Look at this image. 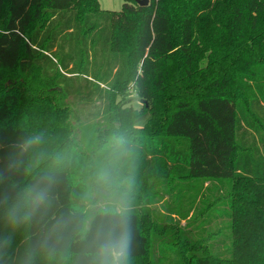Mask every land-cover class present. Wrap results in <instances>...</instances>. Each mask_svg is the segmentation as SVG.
I'll use <instances>...</instances> for the list:
<instances>
[{"label":"trees","instance_id":"1","mask_svg":"<svg viewBox=\"0 0 264 264\" xmlns=\"http://www.w3.org/2000/svg\"><path fill=\"white\" fill-rule=\"evenodd\" d=\"M131 85L141 112L126 105ZM71 98L94 111L76 115ZM145 111L151 119L131 139ZM34 134L49 150L71 151L74 168L29 225L12 231L0 219V236L12 237L7 264L66 211L79 170L112 134L133 150L131 257L151 264L155 233L169 228L154 218V188L188 219L186 190L229 178L230 256L185 227L179 264H264V0H124L121 10L99 0H0V150Z\"/></svg>","mask_w":264,"mask_h":264},{"label":"clouds","instance_id":"2","mask_svg":"<svg viewBox=\"0 0 264 264\" xmlns=\"http://www.w3.org/2000/svg\"><path fill=\"white\" fill-rule=\"evenodd\" d=\"M99 159L78 172L66 211L17 251L15 264H130L133 150L122 135L108 136ZM74 168L68 150H49L42 134L0 150V219L12 231L29 225L52 204L58 177ZM33 176L21 184L19 176ZM12 237L0 236V264H7ZM73 245L77 250L73 251Z\"/></svg>","mask_w":264,"mask_h":264},{"label":"rangeland","instance_id":"3","mask_svg":"<svg viewBox=\"0 0 264 264\" xmlns=\"http://www.w3.org/2000/svg\"><path fill=\"white\" fill-rule=\"evenodd\" d=\"M99 1L101 8L104 10H121L124 2V0ZM89 74L92 75L91 72H89ZM77 82L85 84L86 79L83 76H80L78 77ZM124 97L127 99V106H132L135 110L140 112L143 111L145 104L133 85L128 88ZM69 101L73 104V108L76 109L75 114L82 118H86L90 115V111H94L95 107H92L93 105H83L79 103L77 98H71ZM150 119L151 112H143L136 120L134 126L135 131L133 134L129 135L130 138L140 140L142 134H139V131L148 124ZM187 185L190 186V184ZM193 187L194 190L192 192L188 189L186 190L193 198L192 206L190 205L188 219H184L177 213L174 214L171 208L167 207L166 200L169 198V195H161L160 191H162V187H156L153 189V192L157 193L155 195L157 200L152 203V207H155L153 208L154 218L156 221H159L160 225H164V227L169 226V228L161 235L159 232L155 233L157 236L156 238H153V256L151 264H179L184 261V259L177 254L178 249L179 251H182L181 246L179 247L175 243H180L183 240V237L179 238L177 233L179 234V232H183L185 227H191L188 228L190 229L189 231H193L197 238L207 239L206 242H208L214 255L223 257L230 256L232 249L230 209L232 181L229 178L218 180L205 179L200 180L197 183L194 182L192 188ZM187 221L189 223L185 226ZM195 223H197L196 229L194 226ZM130 264L150 263H147L140 258L131 257Z\"/></svg>","mask_w":264,"mask_h":264},{"label":"water","instance_id":"4","mask_svg":"<svg viewBox=\"0 0 264 264\" xmlns=\"http://www.w3.org/2000/svg\"><path fill=\"white\" fill-rule=\"evenodd\" d=\"M140 6H147L149 5V0H137Z\"/></svg>","mask_w":264,"mask_h":264}]
</instances>
